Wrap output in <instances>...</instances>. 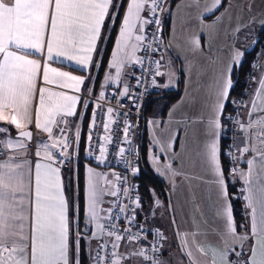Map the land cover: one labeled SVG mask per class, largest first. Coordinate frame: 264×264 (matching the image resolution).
Returning <instances> with one entry per match:
<instances>
[{
  "label": "snow or ice",
  "instance_id": "1",
  "mask_svg": "<svg viewBox=\"0 0 264 264\" xmlns=\"http://www.w3.org/2000/svg\"><path fill=\"white\" fill-rule=\"evenodd\" d=\"M166 2L127 0L124 7L117 0H0V122L13 126L18 134L16 138L9 135L0 139V156L6 157L0 160V264H82L80 257L85 239L97 241L96 247H90L88 251L92 264H122L131 257H142L148 264H161L158 259L148 256V249L143 247L127 256L116 251L125 239L133 243L147 238L141 237L139 232L133 233L131 227L121 230L117 224L123 217L128 225H133L136 211L141 208L139 195L129 197L130 189L120 186L124 180L117 173H112L115 177L113 182L106 174L86 167L83 193L86 219L85 229L81 231L77 215L79 204L75 199L70 202L65 195L62 168L71 164L73 152L70 149L74 144L78 146L80 141L79 125L76 126L74 141L69 140L65 128L69 124L68 118L78 115L77 106L81 101L78 93L90 77L62 71L49 62L63 58L84 71L98 66L94 56L98 54V44L104 39L108 22L119 23L108 64L110 69H115V75L109 73L104 78L105 84H119L126 65L143 63L144 58L137 52L158 50L156 37L162 29V18L158 14L164 12ZM222 6L223 0H211L210 4H205L197 17L203 28L213 27L216 22L209 25L203 21ZM122 7L121 19L118 13ZM188 7L200 9V0H191ZM145 12L149 15L145 16ZM221 19L217 17V21ZM153 24L156 32L152 34L151 42L146 44L149 39L146 27ZM261 24L264 25V21ZM152 43H157V48H152ZM188 43L193 50L200 47L199 37H192ZM35 55L41 59L32 58ZM243 56L244 52L236 49L232 60L241 64ZM155 63V76L164 75L159 71L160 61ZM232 70L229 66L219 74L212 115L207 121L211 140L202 153L212 177L210 183L215 186L219 200L216 215L224 221L223 230L219 233L222 246L202 243L198 239L204 234L199 231L196 214L200 213V207L193 193L192 218L196 230L184 233L182 241L188 264H264V115H255L257 112L264 113V77L258 81L255 99L250 102L248 123L237 121L246 141L238 149L241 157L244 153L253 152L260 158L258 175H254L257 167L255 157L247 160V172L238 168L231 170L243 180L245 187L242 193L247 192L243 198L247 201L246 208L251 209L250 228L240 233L228 202L229 192L220 150L222 116L233 88ZM168 75L171 80L172 74ZM41 80L44 86H39ZM53 85L75 94L49 87ZM118 94L121 98L128 96V86L124 85L123 91ZM104 98L101 92L99 99ZM83 106L86 108L87 103ZM113 112V108L107 109L108 120L103 125L105 133L110 132L109 125L114 123ZM33 125L47 134V141H41L35 151L37 159L34 168L29 160L22 159L29 142L33 140L30 130ZM95 127L94 111L87 136L90 147ZM130 127L125 121L124 142L128 144H131L128 139ZM0 133H7V129L0 127ZM100 139L103 142L95 159L98 164H104L107 159L106 143L111 142V136L105 135ZM174 139L175 136H172L166 144H162L161 151L170 150ZM153 143L160 144V141L154 137ZM125 151L120 147L117 155L136 175L139 169L127 160ZM92 154L90 150L88 155ZM150 159L156 170L164 175L158 164L159 157L153 155ZM163 167L173 175L178 174L170 163ZM121 194L129 199V203L119 202ZM106 195L117 200L103 208ZM156 205L160 206L159 200ZM89 225L92 227L89 228ZM140 227L143 229L142 225ZM155 235L159 240L165 239L159 230ZM159 247L158 243L153 244L151 251L157 252Z\"/></svg>",
  "mask_w": 264,
  "mask_h": 264
},
{
  "label": "crops",
  "instance_id": "2",
  "mask_svg": "<svg viewBox=\"0 0 264 264\" xmlns=\"http://www.w3.org/2000/svg\"><path fill=\"white\" fill-rule=\"evenodd\" d=\"M127 3V1H126ZM126 3L125 6L126 7ZM175 6L179 4L176 9V13L178 18H180V10H182V16L184 17V21L186 26L182 29H175L174 32L170 33L169 28H167L166 32V41H163L162 49L159 56L160 67L159 71L164 73L162 76H156V83L154 84L153 93L149 96H154L157 93H161L164 91L169 90H176L180 88L179 96L172 101L170 104L167 103V99L163 97H154L151 102H149L148 107L145 108L144 112V124L145 130L150 131V137L145 136V143H153L154 137L160 141V144L154 143V149L156 152H159V160L161 162L162 168L164 169V175H161L160 172L154 171L151 165L144 157V161L148 168L157 176H159L165 183L169 194L170 190L176 194H180L181 192L183 195H187L192 197V194H195V197L198 196H215L216 188L214 185L210 183L212 177L206 162L204 161L202 153L204 152V146L210 142L211 137L207 131V121L211 118L212 112L210 106L213 105L215 101V96L211 95L212 89L208 90V86L213 81L214 76V59H213V36L214 31L213 27L211 29H205L202 27L200 20L197 19L200 10L203 9L205 6V1L200 0V9L195 7H188L191 4V0H176L173 3ZM166 9V5H165ZM124 11V9H123ZM123 11L121 13L120 18L122 19ZM221 11V10H220ZM220 13V12H219ZM219 13L211 17V14H208L204 19V24L213 25L214 20L217 18ZM147 12L144 13L147 16ZM179 20V19H178ZM111 22H108V26L105 30L104 39L101 43L98 44V54L94 56V61L96 65L99 64L101 50L103 49L104 41L106 39L108 30L111 28ZM214 26V25H213ZM119 31V23H117V28L115 35L112 40L111 48L109 50V54L104 62V67L102 69V73L100 78L96 80L95 72L97 66L90 67L89 70L84 71L79 69L78 66L74 64V62H69L64 60L63 58H59L58 60L49 62L52 67L59 68L62 71H70L74 75H86L89 76L90 79L85 81V85L82 86V90L78 95L81 96V101L77 106V116L70 117L69 124L65 128V131L68 135L73 136L75 138V131L76 126L79 125L80 127V139L83 137V141L86 140V136L89 132V122L90 116L92 112L93 101L90 99L96 98L103 92L106 88H114L118 92L123 91L124 85H127L130 89L132 88V81H133V73H134V64L126 65L122 70L120 83H112L109 82L105 84V75L111 74L115 75V69H110L108 67L109 61L111 60V52L115 47V40L118 35ZM257 33V32H256ZM254 34V37L256 35ZM192 37H199L200 40V47L199 49L193 50L189 45L188 41ZM166 44H168L169 50L165 49ZM139 52H137V55ZM173 56H176L180 65H181V81L178 84L176 76H172L171 80L169 78L168 68L170 65L169 62ZM32 58L41 59L39 55H35ZM209 58V59H208ZM259 60V66L254 71L253 81L247 90L246 94V101L245 105L242 109V116L241 122L247 124L249 121L248 113L251 110L250 102L255 99V93L259 87L258 81L264 77V46H262L261 50L258 51L257 57ZM43 62V61H42ZM228 67H226L227 69ZM167 85V86H165ZM39 86H44L43 81H40ZM52 87L56 91H69L67 89H59L56 88L54 85L49 86ZM90 90V91H89ZM193 97L195 100V105L190 108L192 104H188L189 101H193ZM87 103V107L85 108L83 105ZM155 106L157 108L156 110ZM210 109V110H209ZM89 115V116H88ZM264 115V113L257 112L255 114ZM151 116L153 118V125L147 128L146 123L148 122V118ZM255 116L253 117V119ZM0 124L4 125L5 127L8 126L5 122H0ZM33 132V140L29 142V147L22 157V159H27L31 162L33 168L36 162L35 151L37 149L38 144L41 141H47V134L42 133L39 130L35 129L34 125L31 127ZM55 131V130H54ZM10 132L13 138H16L15 135L17 130L11 126ZM84 134V135H83ZM172 136H175V139L172 141V148L167 151H161L162 143H167ZM137 138V134H136ZM141 138V137H140ZM245 137L244 133L239 130V135L235 138V146L237 149V157L239 158V169L247 172L248 165L247 160L253 159L255 157L257 167L255 169L254 175H258L260 172L259 164L260 158L256 153L249 152L244 153L241 157V153L238 149L242 148L245 144ZM84 143V142H83ZM221 143V141H220ZM31 145L34 148L31 149ZM73 160L75 158V144L73 146ZM221 150V147H220ZM145 152V150H144ZM144 155V154H143ZM6 157L0 156V160L5 159ZM80 161H75L76 168L78 171L77 176V183H78V193L80 196V209L79 214L81 217L86 219L84 216V208H85V201H84V185H85V178H86V167L90 166L94 168L98 172H102L107 175L109 180L115 182V177L112 176V173H117V171L113 168L105 167L101 164L90 162L85 158H79ZM74 162V161H73ZM171 164L172 169L177 172V175H173L172 172L168 171L163 166L166 164ZM223 166V163L221 161ZM224 168V166H223ZM63 176V173H62ZM226 176V173H225ZM228 179L238 181L241 184V191L239 193V198L241 202V211L243 215V224L245 228H250V212L251 209L246 208L247 201L244 200V195H247V192L242 193V189L245 187L243 180L239 178V176L234 175V177L226 176V181L228 183ZM209 182V183H206ZM65 184V195L70 201L69 192L66 188V181L64 179ZM228 186V184H227ZM229 192V186H228ZM173 194V193H172ZM157 196V195H156ZM158 197V196H157ZM231 195L229 194L228 202L231 204L230 201ZM111 196L104 197V203L102 204L103 208H107L110 205ZM159 198V197H158ZM191 201L192 200H188ZM138 216L141 220L152 223L154 225L159 226L158 224L151 222L143 203H141V208L138 209ZM234 218V217H233ZM91 228L92 226H88ZM160 227V226H159ZM237 227V226H236ZM161 228V227H160ZM85 229V224H84ZM162 229V228H161ZM184 230H187L186 227H183ZM163 234L165 239L162 241L161 250H160V260L161 264H166V258L164 252L166 251L167 245L170 243L168 241V232L166 228L163 227ZM196 230V226L192 223L191 229L185 231V233H191L192 231ZM237 231L239 232V226L237 227ZM179 235V234H178ZM190 239V238H189ZM85 241V247L87 249V253L89 248L91 247L94 249L96 247L97 241L93 240L89 242L87 239ZM140 248L138 243H129L128 241H121L120 247L117 249L118 254L127 256L128 253L136 251ZM89 259L91 260L90 256ZM201 259H206L201 257ZM209 259V258H208ZM92 262V261H91ZM172 262V260H171ZM122 264H142L140 257H131L129 260L122 261ZM179 264H186L180 262Z\"/></svg>",
  "mask_w": 264,
  "mask_h": 264
},
{
  "label": "rangeland",
  "instance_id": "3",
  "mask_svg": "<svg viewBox=\"0 0 264 264\" xmlns=\"http://www.w3.org/2000/svg\"><path fill=\"white\" fill-rule=\"evenodd\" d=\"M204 1L206 4L211 3V0ZM178 5L179 4H176V6H174L177 7ZM174 6L173 8L171 6L169 14L168 28L170 30V33H173L175 29H182L184 28V26H186L184 17L182 16V10H180V18H178ZM220 8L221 11L217 17H222V19L217 21L216 18L214 20V22L216 23L213 26L214 49L212 55L214 59V76L213 81H211L208 86V90L212 89L211 95H214V89L216 87L219 74L222 71L226 70V67L231 66L233 68V66L236 65L232 60L234 51L236 49H239L240 51L244 52L245 49H248L250 45L255 41L254 34L264 26L261 24V21H264V0H223V6ZM237 28H239V31H236ZM261 48L262 46L261 44H259L257 51H260ZM165 49L169 50L168 44H166ZM254 60L256 61V63H259V60L257 58H255ZM169 64L170 65H168V71H170L172 76H176L179 84V82L181 81V65L177 57L173 56ZM247 80H249L248 77ZM195 100L196 99L193 97V101L188 102L189 105L192 104L190 108L195 105ZM211 107L212 106H210V109ZM155 108L156 110H158L157 108L160 107L155 106ZM241 116L242 111L239 114V118L237 119V121L241 122ZM151 125H153V118H151L150 116L148 118L146 126L148 128ZM0 127L6 128L2 124H0ZM6 129L7 133H0V139H6L9 135L13 138L9 127H7ZM239 130V123H237V133L239 132ZM146 134L149 138L151 133L150 131L146 130ZM144 150L145 152L143 156L146 157V160L155 171L156 165L152 163L150 157H152L153 155L159 157V152L155 151L154 143H145ZM235 157H237V155ZM236 162L239 164V159H236ZM158 164L160 165V170L162 172H165L162 168L160 160L158 161ZM228 177H234V175L228 174ZM174 192H177V190L173 191L172 188L170 190L171 195L168 191L170 208H168V203L165 202V200H163L162 198H158L155 193H152L150 200L143 201V206H145V210L151 222L158 224L162 229L163 227L166 228L168 232V241L170 243L167 245L166 251L164 252L166 264H179L180 262L187 264L188 259L186 260L187 257L184 251L182 252L179 248L178 242L176 240L177 238L174 233L172 217L175 220L176 229L178 231L180 243L182 246L183 234L185 233V231L191 229V224L193 223L192 204L191 201H188L192 200V197L183 195L182 192L179 195ZM231 197L239 198L238 195L233 194H231ZM195 199L199 202L200 207V213L196 214V219L199 224V231L204 234L198 237V239L202 243H210L222 246L219 233L223 230L224 221L216 215V207L219 203L217 195L198 196L195 197ZM157 200L160 201V206L156 205ZM240 213L242 215L241 209ZM242 218L239 223L240 233H243L246 230ZM147 225L151 226L152 223H147ZM183 227H186L187 230H184Z\"/></svg>",
  "mask_w": 264,
  "mask_h": 264
},
{
  "label": "built area",
  "instance_id": "4",
  "mask_svg": "<svg viewBox=\"0 0 264 264\" xmlns=\"http://www.w3.org/2000/svg\"><path fill=\"white\" fill-rule=\"evenodd\" d=\"M163 14L164 12L158 14L162 18V22H163ZM148 15L149 13L147 14V16ZM155 32H156V26L154 24L148 25L146 27V35L149 38L148 41L145 42L146 44L151 42L152 34ZM156 40L157 43H159V47L157 51L155 52H153L152 50L139 51L138 56L144 59L142 64H134L132 88L130 89L128 96L121 98L118 94L119 92L116 89L108 87L103 91L105 96L104 99L102 100L99 99L100 95H98L96 98L90 97V99L93 101L92 102L93 106H92L89 125L92 120V113L95 111L96 127L92 129L93 139L91 142V147L89 146V142L87 140L88 134L86 136L85 146H84L85 156L89 158L91 161L98 163L95 157L99 155V145L103 142L101 141L100 138L105 135H110L111 142L106 143L107 159L105 163L101 165L115 169L117 171V174H119L121 178L124 180V182L120 186L122 188L130 189L129 197H134L135 195H139L140 200L142 195L141 192L138 190V182L134 178L130 166L126 165L117 155V153L120 147L125 148L126 149L125 157L127 158L128 161H130L132 164H134L137 167L139 146H138L136 134L138 130L139 119L142 115L144 102L146 98L154 90L153 79H156L155 72L157 70V65L155 61L159 60L160 52L164 41L162 29L160 33H157ZM157 43H152V48H157ZM250 66L252 69H250V75L248 76L249 80H247L248 82L245 92H247L253 81L254 71L258 68L259 63H256V61L253 60ZM245 101L246 98L244 96L230 100L228 104V108L225 110L222 116L223 128L221 132L220 141L222 144V153L224 155L225 160L227 161L228 174L231 175H235L231 173V170L233 168L239 169V164L236 162V159L235 160L233 159V157L237 155V149L235 146V138L239 134V132L237 133V119L239 118V114L241 113L243 106L245 105ZM97 105H99V107ZM109 107L114 109V112L112 114V119L114 123H111L109 125L110 132L105 133L103 125L108 120L107 109ZM125 121H127L128 124L131 125L128 134V139L131 141V144L124 142L123 129L125 127ZM68 137L70 141H74L73 136L68 135ZM32 148H34L33 145H31V149ZM90 150L93 153L92 156L88 155V152ZM70 151H72V149H70ZM227 153H232V155L231 156L227 155ZM230 181L234 186V191L232 194L239 196V193L241 191V184L233 179H231ZM116 200H117L116 197H112L110 202ZM119 202L127 204L129 203V199L121 194V196L119 197ZM137 211H136V220L133 225L131 226L128 225L127 220L123 217L121 218L120 221H117V224L119 225L121 230L123 228L131 227L133 233L139 232L141 237L146 236L147 237L146 239L142 238L141 240L133 243H138L140 245V248L143 247L148 249L147 251L148 256L154 257L159 261H161L160 250L163 240H159L158 237L155 235V233L156 230H159L162 233L163 231L157 225L154 224H152L151 226L147 225L145 221L141 220L138 217ZM114 214H115V210H114ZM141 225L143 226V229H141L140 227ZM123 241H127V240L125 239ZM156 243H158V246H160L159 251L153 252L151 251V247L153 244ZM116 251L118 253L117 249ZM140 258L142 264H148V262L144 261L142 257Z\"/></svg>",
  "mask_w": 264,
  "mask_h": 264
},
{
  "label": "trees",
  "instance_id": "5",
  "mask_svg": "<svg viewBox=\"0 0 264 264\" xmlns=\"http://www.w3.org/2000/svg\"><path fill=\"white\" fill-rule=\"evenodd\" d=\"M126 1L127 0H117V3H121L125 6ZM169 1L170 0H167L165 5H167L169 3ZM175 1L176 0H172L171 6L173 5V3ZM123 9H124V7H122L120 9V11L118 13L119 16H121ZM220 10H221V8H219L213 15H211V17L213 18L214 16H216V14H218L220 12ZM162 23H163L162 24V26H163L162 27V34H163L164 40L166 41V32H167L168 23H169V18L168 19L166 18V9L164 10ZM116 28H117V23L111 24V28H110V30H108L106 39L104 41L103 49L100 51L101 52L100 61H99V64H98L96 72H95L96 80H98L100 78V75L102 73V69L104 67V62L106 61V58L109 54V50L111 48V44H112V40H113V37H114L115 32H116ZM254 38L257 41H256V44H255L253 50L247 51V49H245L241 64H236L232 68L233 70L231 73V77L233 80V88L230 90V100L238 98V97H242V96L246 97L247 92H245V91H246V87H247V77L249 76L250 69H251L250 64L257 57V53H258L257 48H258L259 44H261V46H264V26L259 31H257ZM152 93H153V91L151 92V94ZM179 94H180V88H178L176 90L164 91L161 93H157L154 96L153 95L148 96L144 102V106L142 109V115L139 119L138 130H137V136H138L137 142H138V146H139L137 168L139 169V171L136 175H134V178L138 182V190L141 192V195H142L141 200H140L141 203H143V201H145V200H150L152 193H155L159 198H162L167 203H168V198H169L168 189H167L164 181L159 176L154 174L148 168V166L146 165V163L144 161L143 154H144L145 134H146L145 124H144L145 123L144 122V112H145L144 107L145 106L148 107V105H149L148 103L151 102V100L154 97H163V98L167 99V103L170 104L172 101H174L179 96ZM229 101L226 102V109L228 108ZM7 127H9V129H10L11 125H8ZM142 127H143V133L144 134H143V144L140 147L139 140L141 137L140 132L142 130ZM84 146H85V141H83V137H82L79 141L78 146L75 145L76 151H75L74 160H72L71 164L62 168L63 177L67 183L66 188L69 192L70 202H72L75 199L79 204V209H80V202H79L80 196L79 195L76 196V193L78 192V187H77L78 186V183H77L78 171L76 168L75 161L78 162V161H80L79 158L80 159L85 158L86 160L93 162L85 156ZM220 147H221V161L223 163L225 173L227 176L228 175V166H227V161L225 160L224 155L222 153V144L221 143H220ZM227 184L229 186V194L231 195L234 191V186L229 179H228ZM230 201H231L234 221H235L236 226L238 227L240 220L242 218V215L240 213V209H241L240 198L230 197ZM79 213L80 212L77 213V215L79 217V226H80L81 231H83L84 230V219L81 217V215ZM82 248H83V251H82L81 257H80L82 264H92L91 260L89 259V255L87 253V249L85 247V241H82Z\"/></svg>",
  "mask_w": 264,
  "mask_h": 264
},
{
  "label": "water",
  "instance_id": "6",
  "mask_svg": "<svg viewBox=\"0 0 264 264\" xmlns=\"http://www.w3.org/2000/svg\"><path fill=\"white\" fill-rule=\"evenodd\" d=\"M171 3H172V0H170L169 1V3L167 4V6H166V18L168 19L169 18V14H170V9H171ZM256 41L257 40H255L251 45H250V47L247 49V51H251V50H253V48H254V46H255V44H256ZM30 130H31V128H30ZM32 131V130H31ZM143 127H142V130H141V132H140V136H141V138H140V140H139V145H140V147L142 146V144H143ZM16 136L18 135L17 134V132H16V134H15ZM141 159V158H140ZM168 208H170V205H169V198H168ZM172 224H173V227H174V233H175V236H176V240H177V242H178V245H179V248L181 249V251L183 252V250H182V246H181V243H180V239H179V235H178V231H177V229H176V224L175 223H173V217H172ZM186 258V257H185ZM186 260H187V258H186ZM187 262H188V260H187ZM188 264V263H187Z\"/></svg>",
  "mask_w": 264,
  "mask_h": 264
},
{
  "label": "flooded vegetation",
  "instance_id": "7",
  "mask_svg": "<svg viewBox=\"0 0 264 264\" xmlns=\"http://www.w3.org/2000/svg\"><path fill=\"white\" fill-rule=\"evenodd\" d=\"M167 6V5H166Z\"/></svg>",
  "mask_w": 264,
  "mask_h": 264
}]
</instances>
